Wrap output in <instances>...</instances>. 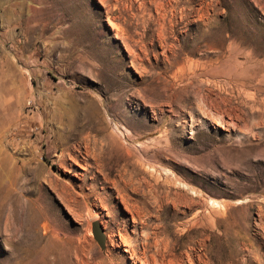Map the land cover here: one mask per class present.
Masks as SVG:
<instances>
[{
    "label": "rangeland",
    "instance_id": "obj_1",
    "mask_svg": "<svg viewBox=\"0 0 264 264\" xmlns=\"http://www.w3.org/2000/svg\"><path fill=\"white\" fill-rule=\"evenodd\" d=\"M207 1L201 17L198 0H170L167 46L148 0H0V264H111V248L141 264L100 220L105 245L93 231L94 258L76 254L87 207L110 219L100 197L118 196L87 168L96 152L110 179L144 180L152 164L205 204L230 203L219 230L201 228L195 214L206 205L192 202L165 222L160 237L170 235L188 264L189 251L211 264H264V0ZM250 55L257 64L239 75ZM199 66L208 72L190 77Z\"/></svg>",
    "mask_w": 264,
    "mask_h": 264
},
{
    "label": "bare ground",
    "instance_id": "obj_2",
    "mask_svg": "<svg viewBox=\"0 0 264 264\" xmlns=\"http://www.w3.org/2000/svg\"><path fill=\"white\" fill-rule=\"evenodd\" d=\"M144 1H146V0H144ZM198 1L200 3L199 4L200 7H199V10H197V11L201 12V13H199V15L201 17L207 16V15L209 16L212 2H208L207 0H198ZM171 3H170V0H148L149 6H155L156 11L159 14L157 19H159L161 21V24H162V27L160 26L162 29L159 32L160 33L159 34L160 42L162 40L165 44H168L167 46H170L169 45L170 43H168L169 35H166L167 32H165L164 29H165L167 21H169L167 18V11L170 9L171 14H174V12H173L174 6H171ZM208 20H209V18H208ZM212 27H215L217 31L222 29L221 28L222 26L219 24L214 25ZM199 34L200 33L197 34V37H200ZM232 35L233 34L231 33V36ZM187 38H188V35H186V39ZM183 44L187 45V42L184 41ZM183 44H182V46H183ZM202 45L200 44L198 46H202ZM171 46H172V48L174 47L173 45H171ZM239 46L240 45L237 43V39L234 37L230 41L229 48H228V49H230V53H229L230 59L236 58V55H237L238 51L240 50ZM236 60L238 61L237 58H236ZM248 63L249 64L245 67V69H242L241 71L237 72L239 75L247 74V72L249 71V67L255 66V64H257V60L254 59V57L252 55H250ZM196 70H197V73H196ZM196 70H194L192 72L190 77H194L197 74L204 75L208 72V69L205 66H201V67L199 66ZM190 79H192V78H190ZM203 80H204V78H203ZM81 126H83V124ZM83 130H84V128H83ZM76 134L78 136L83 134L82 136L84 138H86V140L89 139L88 134H86V133L84 134V132L79 133V131H78ZM83 137H82V139H83ZM86 147H88V146H86ZM87 149L89 150V148H87ZM169 149H170V146H169ZM89 151H87V152H89ZM96 153L95 154L93 153L94 154V156H93L94 162H92V163H94V165L90 166L91 165V163H90V165H88L87 168L95 169L97 172L103 174L102 175L103 176V182H111L113 187H115L118 196H116L115 199L113 197H109V196L100 197V200L103 203L102 206H104L105 209H108L109 212H111V217H110V219H107V220L103 219L104 215L100 213L101 211L98 212L97 210H92L91 208H88V207H87L86 211L84 212L85 215H84V213H77L75 206H73V203L70 200L66 199L71 211H73L77 216H83V215L86 216L85 217V219H86L85 220V231H84L85 235H83L84 236L83 238H80V237H79L80 239L77 238V240L78 239L79 240H78V244L76 245L77 249H75V250H76V254L78 255V257L80 255H83L86 259H93L94 258L90 252L91 249H90L89 240L91 241L93 238L94 239L96 238V237H93V235H94L93 234V220H100L101 223L104 224V228H106L105 234L107 233V235H109V238L112 241L114 240V242H116V244H120V241H118L116 238V236H119L120 239L125 243V245L128 246V248L126 250L130 252V258H132L133 262H135V263L139 262L141 264H188L187 260L184 257V251L181 254H178V252H176V246L178 244L174 241V239H171L169 237L170 235L166 236V237H164L165 235L160 237V235L162 234L161 232H166V230L168 229L167 228L168 224L165 222H167L170 219H177L179 217L187 216L188 212L192 209V204H191V202H192V203H194L198 206H202V207H204L206 205L205 210H203V212H197L195 214V217H197V219H200L201 228L203 227L207 230L215 231L216 229L219 230V226H221L220 225L221 219L226 216V214L228 213V210L231 207L230 203L223 202V201H220L217 199L211 200V203H212L211 206H209L208 204H205L202 200H199L198 197H200V195L197 193L198 191L196 189L188 187V184L185 183V181L183 179L176 178V176L171 177L169 175H166V176L160 175L159 171L152 164L147 165L149 168H151V171L149 173L150 177H148L149 176L148 175V176H146L148 178L145 179L144 178L145 176H144L143 177L144 180L141 179L140 181L139 180L137 181V180H135V177H137V176H134L131 174L129 177H127L128 174L127 173H126L127 175L124 174L123 173L124 171L122 172L124 175L120 176L118 179H116V178L110 179L111 177L109 178V176L104 172V171H107V170H104L105 167H103V165H104L103 163H106L105 162L106 159L103 157L105 160L102 159L104 161L101 163L100 162L101 160H99V158L102 155L98 157V155ZM70 159H72V158H70ZM85 163H86V161H85ZM87 164H89V163H87ZM142 165H144V164H142ZM107 166H108V164H107ZM125 169H126V167H125ZM92 178H93V180L97 181L99 178L98 174L95 173ZM177 179H179L178 184H180V187L176 186L178 184L175 185ZM99 182L100 181H97V183H99ZM181 185L187 187L188 189H186V190L182 189ZM94 186H97V184H94ZM161 186H165V189L167 188L165 190L164 194H161V191H160V189L162 188ZM129 187H131L130 191L128 190ZM91 191L96 192L97 189H91ZM190 191H192V193L194 195H189ZM88 195H90V193L84 194V197H87ZM118 198L121 201V203L124 205V208L127 211V213H129V215H130L129 218H131V220L133 221V223H134L133 225L136 226V228L134 230H131L134 233L133 234L134 236L130 234V231L128 230V228L126 226L127 221L123 218V215H121L123 213H121L118 209L119 212H117V214H114V209L117 206L115 203L117 201H115V200ZM104 199L110 201V204L109 205L107 204L108 206L106 204H104V201H103ZM76 206H77V204H76ZM172 208H173V212L171 211ZM116 215L122 219V220H120L121 222H117ZM84 216H83V218H84ZM78 218H81V217H78ZM156 220H158L159 222L156 223ZM110 222L113 223L115 226L111 225ZM175 225H176V223H175ZM196 225H194V226H196ZM109 227H110V229H109ZM187 228H185V229H187ZM177 230H178V227H177ZM203 231H205V230L203 229ZM218 234L220 236L221 235L223 236L222 233L221 234L218 233ZM91 235L93 238L89 239V237H91ZM134 238H136V239H134ZM138 240H140L139 242L141 244L138 242ZM206 240H208V239H206ZM177 241L179 242V240H177ZM91 245L94 246L93 243ZM79 251H81L82 253H79ZM112 251H113V249L111 248V250H109V252H112ZM109 252H108V257H109V262L111 264H128L126 262V260L124 258L120 257L117 253L113 254V253H109ZM180 252H182V251L180 250ZM193 252L189 251V252H187V255H185L188 257V259H189L188 261L190 264H211L212 260L208 259V257L206 258L200 253H198L196 255ZM81 262H82V264H87L84 260H81L80 263ZM105 263L107 264V261Z\"/></svg>",
    "mask_w": 264,
    "mask_h": 264
},
{
    "label": "water",
    "instance_id": "obj_3",
    "mask_svg": "<svg viewBox=\"0 0 264 264\" xmlns=\"http://www.w3.org/2000/svg\"><path fill=\"white\" fill-rule=\"evenodd\" d=\"M93 231L96 239L99 241V243L104 246L105 245V234L103 232L102 226L98 221H95L93 223Z\"/></svg>",
    "mask_w": 264,
    "mask_h": 264
}]
</instances>
